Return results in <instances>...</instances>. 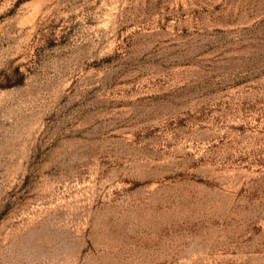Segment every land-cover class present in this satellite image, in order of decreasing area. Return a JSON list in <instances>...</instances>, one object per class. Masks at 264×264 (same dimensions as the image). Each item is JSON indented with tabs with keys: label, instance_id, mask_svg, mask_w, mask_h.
I'll list each match as a JSON object with an SVG mask.
<instances>
[{
	"label": "rangeland",
	"instance_id": "1",
	"mask_svg": "<svg viewBox=\"0 0 264 264\" xmlns=\"http://www.w3.org/2000/svg\"><path fill=\"white\" fill-rule=\"evenodd\" d=\"M0 264H264V0H0Z\"/></svg>",
	"mask_w": 264,
	"mask_h": 264
}]
</instances>
